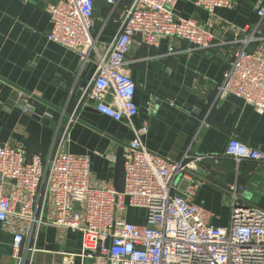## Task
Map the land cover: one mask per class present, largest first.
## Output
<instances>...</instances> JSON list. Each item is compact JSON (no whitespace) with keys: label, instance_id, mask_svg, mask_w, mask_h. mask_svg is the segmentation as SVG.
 Returning <instances> with one entry per match:
<instances>
[{"label":"built area","instance_id":"2783aa9c","mask_svg":"<svg viewBox=\"0 0 264 264\" xmlns=\"http://www.w3.org/2000/svg\"><path fill=\"white\" fill-rule=\"evenodd\" d=\"M179 1L131 0L103 48L91 32L93 0L47 4V38L77 53L82 63L92 62L94 70L46 161L39 154L28 157L19 145L0 142V223L12 234L17 264H25L24 253L31 262L39 232L46 226L80 234L77 254L59 252L66 264H73L76 257L79 264H264V208L239 203L237 187L231 184L234 204L229 224L209 223L211 212L193 201L200 182L192 172L205 156L193 158L189 148L177 160L153 153L142 141L146 125L134 121L139 108L126 54L135 38L148 46H156L160 38L181 39L190 50L212 45L209 27L176 12ZM192 1L209 14L234 4V0ZM255 15L257 21L244 36L234 37L236 47L216 95L237 96L262 114L264 36L257 33L264 26V0H258ZM253 42L260 44L251 50ZM91 100L97 112L122 122L133 134L123 148V192L112 181L93 178L89 155L67 149L76 114ZM224 156L235 164L264 162V151L235 137L228 139ZM135 209L144 211L142 222L132 217ZM58 238L63 241L64 234Z\"/></svg>","mask_w":264,"mask_h":264},{"label":"crops","instance_id":"0c3cea01","mask_svg":"<svg viewBox=\"0 0 264 264\" xmlns=\"http://www.w3.org/2000/svg\"><path fill=\"white\" fill-rule=\"evenodd\" d=\"M50 1L0 0V142L19 145L28 157L39 154L45 161L94 70L92 62L82 63L77 53L47 38ZM93 1L91 32L96 45L103 48L131 0ZM257 2L234 0L232 7L209 14L192 0H180L176 12L209 27L214 34L212 45L190 50L181 39L160 38L156 46H148L135 38L126 54L139 108L134 121L147 127L144 145L172 160L180 159L188 148L193 158L205 156L192 172L200 182L193 201L211 212L209 223L215 226L229 224L234 204L231 184L237 187L239 203L264 208V162L235 164L224 156L230 137L264 151V113L237 96L216 95L236 47L234 37L241 39L257 21ZM257 35L264 36V26ZM259 44L253 42L249 49ZM76 115L67 149L89 155L95 180L113 183L117 148L132 139V132L97 112L92 101ZM132 217L143 221L135 212ZM11 243V232L0 223V264L18 263ZM36 246L30 264H66L59 252L77 254L80 235L46 226ZM22 258L28 262L29 255L24 253ZM73 264H79L78 257Z\"/></svg>","mask_w":264,"mask_h":264},{"label":"water","instance_id":"95a60500","mask_svg":"<svg viewBox=\"0 0 264 264\" xmlns=\"http://www.w3.org/2000/svg\"><path fill=\"white\" fill-rule=\"evenodd\" d=\"M15 95H16V92L13 93V96H15ZM124 146H125V144L123 142H120V144L117 148L116 154H115L113 185L115 186V188L118 192H123V190H124V178H125L124 157H123Z\"/></svg>","mask_w":264,"mask_h":264},{"label":"rangeland","instance_id":"374dc122","mask_svg":"<svg viewBox=\"0 0 264 264\" xmlns=\"http://www.w3.org/2000/svg\"><path fill=\"white\" fill-rule=\"evenodd\" d=\"M135 214L139 215V216H142L143 217V214H144V211L142 209H135L134 210ZM74 234H79L78 232H74ZM80 235V234H79ZM29 261V260H28ZM27 262V261H26ZM25 262V263H26ZM31 263V262H30ZM29 262H27V264H30ZM88 264H91V262H87Z\"/></svg>","mask_w":264,"mask_h":264}]
</instances>
